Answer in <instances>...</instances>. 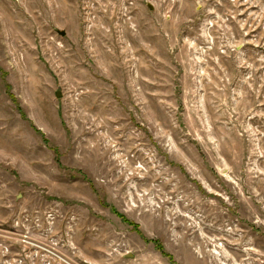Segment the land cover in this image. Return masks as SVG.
<instances>
[{
	"label": "rangeland",
	"instance_id": "obj_1",
	"mask_svg": "<svg viewBox=\"0 0 264 264\" xmlns=\"http://www.w3.org/2000/svg\"><path fill=\"white\" fill-rule=\"evenodd\" d=\"M0 264H264V0H0Z\"/></svg>",
	"mask_w": 264,
	"mask_h": 264
},
{
	"label": "water",
	"instance_id": "obj_2",
	"mask_svg": "<svg viewBox=\"0 0 264 264\" xmlns=\"http://www.w3.org/2000/svg\"><path fill=\"white\" fill-rule=\"evenodd\" d=\"M60 33L63 34V31H60ZM54 95L57 97L60 96V92L58 89L55 91Z\"/></svg>",
	"mask_w": 264,
	"mask_h": 264
}]
</instances>
